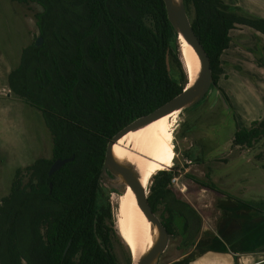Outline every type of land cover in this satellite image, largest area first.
<instances>
[{
    "label": "trees",
    "instance_id": "trees-1",
    "mask_svg": "<svg viewBox=\"0 0 264 264\" xmlns=\"http://www.w3.org/2000/svg\"><path fill=\"white\" fill-rule=\"evenodd\" d=\"M9 1L41 7L35 18L42 44L23 50L9 88L41 113L52 137V158L28 166L26 183L17 170L0 201V264H118L113 247L120 237L102 198L106 147L122 128L188 84L178 34L163 0ZM182 1L219 89L230 31L246 26L264 36V20L233 13L221 0ZM260 61L264 66V58ZM262 137L264 119L237 130L232 145L251 148ZM71 157L48 175L55 160ZM154 175L152 211L163 206L167 217L161 221L169 236L179 218L184 245L192 244L199 215L170 189V172ZM239 202L264 213L260 203Z\"/></svg>",
    "mask_w": 264,
    "mask_h": 264
},
{
    "label": "rangeland",
    "instance_id": "rangeland-1",
    "mask_svg": "<svg viewBox=\"0 0 264 264\" xmlns=\"http://www.w3.org/2000/svg\"><path fill=\"white\" fill-rule=\"evenodd\" d=\"M40 11L41 7L34 3L0 0V201L8 196L17 170L26 183L28 166L38 159L52 158V137L41 113L9 88V74L19 66L23 50L41 39L35 18ZM178 58L182 61L181 54ZM241 68L237 64L222 67L226 78L222 76L217 86L228 102L219 89L211 87L204 100L180 111L172 120L171 167L162 171L170 172L172 179H176L170 183V189L195 209L201 225L191 239L193 243L184 245L183 222L173 219L174 234L157 264H229L226 256H221L231 255L230 252L237 255L232 241L224 247L217 236L224 235L221 217L229 218L232 204L205 187L218 185L243 201L264 199V137L251 148L232 145L237 130L264 119V77L245 74L246 70ZM153 177L147 185V195ZM103 187L102 198L107 199L116 221L122 185L113 177L104 179ZM155 214L160 221L167 217L161 205ZM225 237L230 239L227 234ZM113 249L118 264H128L130 252L121 237L115 238ZM253 254L264 255V250H255ZM259 258L262 259H254Z\"/></svg>",
    "mask_w": 264,
    "mask_h": 264
},
{
    "label": "bare ground",
    "instance_id": "bare-ground-1",
    "mask_svg": "<svg viewBox=\"0 0 264 264\" xmlns=\"http://www.w3.org/2000/svg\"><path fill=\"white\" fill-rule=\"evenodd\" d=\"M176 1L180 3V0ZM178 42L184 69H188L190 74L191 85L194 81L193 74L199 70V61L181 35ZM179 112H172L129 132L113 146L114 159L130 168L146 191L154 174L171 167L169 142L172 120ZM115 219L118 234L127 246L130 256L136 261L151 248L158 231L148 222L137 204L135 195L126 185L124 193L118 195Z\"/></svg>",
    "mask_w": 264,
    "mask_h": 264
},
{
    "label": "water",
    "instance_id": "water-1",
    "mask_svg": "<svg viewBox=\"0 0 264 264\" xmlns=\"http://www.w3.org/2000/svg\"><path fill=\"white\" fill-rule=\"evenodd\" d=\"M163 2L165 4L168 20L177 32L178 39L181 35L184 41L196 54L199 61V70L197 73L195 72L193 74L194 81L191 85H189L190 74L188 69H186L185 73L187 75L188 84L180 94L149 115L138 118L122 128L109 140L107 144L101 174L103 181L106 178H117L122 185V190L120 191L121 194L124 193L125 185L129 187L135 195L137 204L144 216L148 222L157 228L158 231V235L153 245L146 253L139 257L136 261L131 255V264H157L160 256L165 252L168 246L170 236L162 224V221H160V219H158L156 214L152 211L148 203L147 192L140 184L137 175L130 168L118 163L114 159L113 146L120 138L129 132L137 130L138 128L172 112L182 111L196 105L207 96L210 88L214 87L209 58L191 27L190 19L186 13L183 1L180 0V3H178L176 0H163ZM40 42L41 39L39 38L36 45L38 46ZM72 160L73 157L63 160H55L48 171V175L51 176L62 166Z\"/></svg>",
    "mask_w": 264,
    "mask_h": 264
},
{
    "label": "crops",
    "instance_id": "crops-1",
    "mask_svg": "<svg viewBox=\"0 0 264 264\" xmlns=\"http://www.w3.org/2000/svg\"><path fill=\"white\" fill-rule=\"evenodd\" d=\"M221 1L233 13L249 19L264 20V0ZM230 36L231 41L229 47L221 56V66L223 67L225 65L228 68L236 66L237 64L239 68L241 65L246 70L243 73L251 74L253 77H264V67L262 63H259L260 58H264V36L249 27L239 25L230 31ZM242 53L244 56L240 55ZM222 76L226 78L224 72ZM221 77L220 80L223 79ZM231 195L234 200L220 195V197L230 201L232 208L228 212L229 215L227 216L229 218L227 220L221 217L220 222L222 224L220 228L223 229L224 235L219 237L217 234V236L218 241L224 247H226L229 241H232L233 250L237 255H232L233 253L230 252L231 255H222L221 257L224 258L223 256H226V260H224L229 261V264H235L234 262L236 264H246V262L248 264H264V255L253 254L255 250H264V213L258 212L239 202L260 203L264 212V199L259 201H243L236 194ZM199 228L198 231L194 228V231H192L193 235L199 232ZM225 234L230 236V239H227ZM255 256L262 257V259L259 258L256 260L254 259Z\"/></svg>",
    "mask_w": 264,
    "mask_h": 264
},
{
    "label": "flooded vegetation",
    "instance_id": "flooded-vegetation-1",
    "mask_svg": "<svg viewBox=\"0 0 264 264\" xmlns=\"http://www.w3.org/2000/svg\"><path fill=\"white\" fill-rule=\"evenodd\" d=\"M199 182H200V184L201 183L205 184V182H202V181H199ZM205 189H209V191H211L212 193H216L218 195L225 196L228 199L234 200L232 197L229 196V195H231V193L227 189H223V188L219 187L218 185L210 186V188L205 187ZM224 192L228 193V194H224Z\"/></svg>",
    "mask_w": 264,
    "mask_h": 264
},
{
    "label": "built area",
    "instance_id": "built-area-1",
    "mask_svg": "<svg viewBox=\"0 0 264 264\" xmlns=\"http://www.w3.org/2000/svg\"><path fill=\"white\" fill-rule=\"evenodd\" d=\"M175 181H176V179H175V178L171 179V183H174Z\"/></svg>",
    "mask_w": 264,
    "mask_h": 264
}]
</instances>
